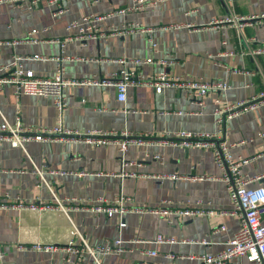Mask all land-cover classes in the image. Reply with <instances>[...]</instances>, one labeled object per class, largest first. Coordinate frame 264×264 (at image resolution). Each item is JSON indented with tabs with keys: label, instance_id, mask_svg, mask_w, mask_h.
I'll use <instances>...</instances> for the list:
<instances>
[{
	"label": "crops",
	"instance_id": "obj_1",
	"mask_svg": "<svg viewBox=\"0 0 264 264\" xmlns=\"http://www.w3.org/2000/svg\"><path fill=\"white\" fill-rule=\"evenodd\" d=\"M131 3L64 0L65 10L56 14L49 0L36 7L0 2V65L20 56L26 70L52 76L61 63L65 77L76 81L64 88L67 107L62 114L51 97H17L11 86L0 88V124L74 132L69 139L47 135L21 146L0 140V199L8 195L14 200L0 210V264H195L191 256L222 251L238 230L239 218L229 212L233 205L212 150L175 145L167 135L221 130L223 139L245 140L235 155L254 157L243 172L252 177L264 173V105L237 113L221 128L215 117L218 108L264 89V50L257 52L264 49V22L241 28L212 25L229 15L263 14L264 0H162L153 7L118 12ZM109 13L99 22L100 38L68 40L63 47L57 42L74 33L67 29L71 21ZM123 27L130 31L116 32ZM149 57L155 62H145ZM124 70L143 77L166 72L227 82L230 88L212 91L199 99L200 105L179 88L156 92L133 84L127 100L120 102L114 86L87 83L112 79ZM96 131L119 138L128 132L143 139L122 154L116 143L94 145L80 139ZM250 186L264 187V177ZM120 193L132 201L119 230L118 214L109 217L90 206ZM187 206L206 213L153 211ZM158 235L173 241L154 243ZM119 238L122 243L111 252H94ZM71 242L85 248L81 259L72 255L74 262L67 260ZM229 264L254 263L235 257Z\"/></svg>",
	"mask_w": 264,
	"mask_h": 264
},
{
	"label": "built area",
	"instance_id": "obj_2",
	"mask_svg": "<svg viewBox=\"0 0 264 264\" xmlns=\"http://www.w3.org/2000/svg\"><path fill=\"white\" fill-rule=\"evenodd\" d=\"M3 1H17L25 3L29 7H36L42 2V0H0ZM162 0H132L131 5L125 7L118 12L123 13L131 10H141L148 7L158 5ZM50 5L54 6V13L58 14L65 10L64 0H49ZM109 14L99 15H85L79 20L71 21L67 25V29L74 31L65 39L57 40L63 47L68 40H88L98 39L103 36V32L99 26V22L105 19ZM262 23L264 22L263 14H252L247 16L229 15L224 18L215 19L212 21V25L215 27H221L225 25L227 27H237L249 23ZM176 26V25H175ZM179 26V25H177ZM176 26V27H177ZM128 27H123L117 30V33L129 32ZM36 32L31 31V34ZM152 49H155L156 42L150 37L148 39ZM226 43L225 40L222 41ZM264 49L257 50L258 53ZM232 55V52H229ZM35 58L40 56L35 55ZM148 63H154L152 57L145 60ZM162 63V61H161ZM76 81L67 79L64 75V67L59 63L57 72L52 76H38L32 70H26L22 63V57L15 56L12 61L8 64L0 65V88L11 86L14 94L19 97L23 94L36 95L51 97L53 104L59 114H62L66 107V97L64 95V88L67 85L75 84ZM91 84H99L103 86H114L116 88V97L118 101L125 102L127 100V91L129 86L133 84H144L152 86L156 92H162L165 88H179L183 90L189 97L202 99L212 91L225 92L230 88L227 82H209L203 79H185L182 76L172 75L166 72H162L157 75H150L143 77L137 75L133 70H124L120 73H115L112 79H92L87 81ZM202 105V101L198 102ZM264 105V89L253 97L245 100L237 101L236 103L226 105L218 108L215 111L216 123L221 128L222 124L226 119L231 118L239 112L252 109L256 106ZM74 132L70 130H64L57 128L55 130H34L24 127L21 123L15 125L8 124L7 122L0 124V140H9L14 146H21L25 141L30 139H41L45 136L60 135L59 138H72ZM221 130L215 133L201 132H181L175 133L169 140L175 145L183 146H198L209 148L212 150L214 159L220 168V178L225 182L229 191L230 199L233 205L231 214L237 215L239 218V228L233 234V236L226 242L225 248L215 254L205 253L202 255L191 256L190 258L195 261V264H229L230 260L235 257H244L247 261L254 264H264V187H251L250 183L258 178L264 177V173L252 177L243 172V166L250 162L254 157H244L242 155H235L234 149L245 143V140L241 141H228L223 139L221 136ZM123 137L119 138L116 135H108V133H102L100 131L90 132L87 135L80 137L84 142L92 143L94 145H103L108 143H116L124 154L129 144L141 143L143 138L133 137L132 134L124 132ZM264 136V131L261 133ZM167 143V142H165ZM258 156V155H257ZM159 159V155L154 156ZM86 173H79L80 176ZM173 179H179L182 176L171 175ZM73 200H76L75 198ZM8 201L11 200L8 195L5 198L0 199V210L9 207L11 204ZM132 198L124 195L123 193L118 194L111 200L101 198L97 204L91 205L90 210L93 212L105 213L107 216H113L118 214L120 221L118 223L119 230L125 226L123 215L131 209L129 202ZM17 206V205H16ZM155 212L176 214L179 216H196L203 215L206 213L205 210L196 207H181L172 208L170 210L154 209ZM227 212L223 211L222 214ZM220 229H224L222 226ZM165 241H173L172 239L166 238L162 235H158L154 243H162ZM122 240L119 238L116 241L101 244L95 247L93 250L99 251L100 253H109L114 247L120 245ZM37 249H42L38 247ZM46 249H49L47 247ZM85 248L74 247L73 243L67 248L70 252L67 260L74 262L73 256L77 259H81ZM92 250V251H93ZM151 255H156V251H151ZM4 255L3 245L0 240V259ZM73 255V256H72Z\"/></svg>",
	"mask_w": 264,
	"mask_h": 264
}]
</instances>
